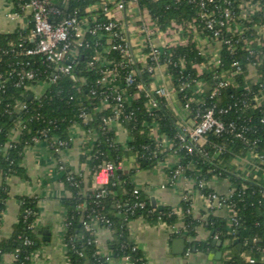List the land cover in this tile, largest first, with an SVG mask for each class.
Masks as SVG:
<instances>
[{"label":"trees","instance_id":"obj_1","mask_svg":"<svg viewBox=\"0 0 264 264\" xmlns=\"http://www.w3.org/2000/svg\"><path fill=\"white\" fill-rule=\"evenodd\" d=\"M13 1L18 10H21V3L24 0ZM54 2L63 11L58 19L73 14L79 19L96 15L99 21L108 20L102 8V0H68L65 5L62 4V0H54ZM139 3L141 7H146L162 26L169 25L171 21H188L198 10L197 5L191 0H139ZM92 6L94 9H90ZM113 6L114 3H109L110 8ZM26 34L27 32L24 36ZM23 38L19 31L0 34V49H10L14 47L13 43L18 44ZM88 38L91 40V46L81 50L79 65L73 74L60 75L40 98L28 99L31 94L29 87L49 81L50 74L43 75L39 80H26L18 86L16 85L18 77L14 69L21 67L16 65V61L26 60L27 57H18L11 51L0 57V74L10 75V80L6 82L0 93V223L10 197L7 178L9 176L28 178L27 170L22 165L25 146L34 141V137L44 138V133L49 143H52L55 137L69 139L72 126L79 123L97 134V140L91 152L84 155V159L88 157L89 161V178L99 171L97 166L104 161L112 162L116 169L109 181L96 190H85L86 182L83 175L73 176L66 170L63 172V181L68 190V195L61 199L66 211L65 241L68 257L73 264L109 263L107 257L98 250L96 233L85 226L97 216H103L111 223L110 247L114 254L117 257H128L134 264H147L142 251L138 247L134 248L136 244L130 231V221L143 218L151 224L164 221L173 225L177 221V214L169 206L163 209L154 208L149 196L143 190L135 194L137 185L134 177L140 170L155 168L172 153L173 149L164 151L156 148L157 135L175 139L174 149L181 146L176 139L180 130V119L166 105L164 99L160 100L161 107L156 114L150 116L146 108L147 97L144 92H141L138 99L127 105L126 112L132 111L133 115L124 122V126L132 136L129 147L136 155V163L130 170L123 171L120 165L126 150L117 141L114 123H111L106 130L103 129L105 125L103 118L110 116L112 110L104 108L102 89L97 83L101 77V62L105 59L112 60L113 67H116L121 58L116 51L108 53L101 51L106 45L104 39H96L92 36ZM27 44L31 45L30 41H27ZM95 49L102 52V58L91 67L88 62L95 54ZM172 52L175 60L185 58L188 74L194 77L197 75L206 81L203 96L198 100L190 101V107L186 110L188 116L194 117L198 111L204 112L214 105L225 107L236 104L221 117L226 122L235 121L252 126L247 137L250 140L258 139L254 148L264 156V121H261L264 118V105L257 106L253 101V97L263 92L264 88L260 85L251 87L249 107H242L239 102L246 92L247 85L242 76L237 78L238 87L230 86L223 89L219 97H211L216 85L213 76L215 72H220V68L208 67L198 75L193 65L203 62L205 58L200 56L193 42L176 46ZM234 59L235 56L230 57L225 54L224 67L230 68ZM238 59L244 63L247 62L243 53L239 54ZM119 70L120 75L124 77L130 67H119ZM170 70L179 72L180 67L173 66ZM259 70L264 75V64ZM139 80L149 83L152 81V75L144 73L142 78L138 76L136 81ZM128 89L130 93L136 92L135 84ZM194 89L192 85L186 90L187 95L181 97L182 106L189 101ZM92 90H96V94H93ZM82 111L89 114L87 122L80 117ZM153 123H158L159 128L156 134L152 132ZM16 130L19 131V135L13 137V132ZM205 148L211 151L209 158L203 157L198 152L189 154L183 149L179 150V155L184 174L195 180L196 187L199 180L208 181L213 175L228 176L238 187L239 192L230 199L236 210L238 224L229 225L226 219L213 215L206 220V224L219 235V238L231 239V247L237 249L236 253L224 258V263L249 264L250 256L256 259L254 264H264L260 261L262 250H264V184L258 180H242L231 172L232 159L247 154L250 148L242 139L236 138L230 132L221 136L209 133V144H206ZM258 163L264 167V157ZM70 176L72 178L69 179ZM210 190L212 189L209 187L204 189L205 192ZM97 191L101 192L100 197L96 196ZM22 199V211L18 222L13 227L12 235L0 239V260L6 254H11L15 256L12 264H31L32 254L38 248L37 236L34 232V224L39 213L38 201L33 197ZM140 201H144L145 205H139ZM189 205V202H183L184 208L187 209ZM199 224V219L192 214L185 215V226L190 236H196V227ZM237 238L239 241L234 244ZM27 239L29 243L26 242ZM193 244L194 242L189 243V246L192 248ZM195 244L201 250L206 248V243L203 241L195 242Z\"/></svg>","mask_w":264,"mask_h":264},{"label":"built area","instance_id":"obj_2","mask_svg":"<svg viewBox=\"0 0 264 264\" xmlns=\"http://www.w3.org/2000/svg\"><path fill=\"white\" fill-rule=\"evenodd\" d=\"M67 1L62 0V4L65 5ZM191 1L197 5L198 10L190 20L171 21L169 25L162 26L146 7L140 6L139 0H102V8L108 17V20L104 22L99 21L96 15L79 19L76 15L71 14L58 19L63 11L54 0H24L21 3V9L30 10L33 18L32 30L18 44L13 43L14 47L0 49V57L10 51L18 57H27L26 60L16 61V65L21 67L14 69L18 77L16 85L19 86L26 80H39L43 75L48 76L49 74V81L44 82L52 84L60 75L73 74L79 65L81 50L91 46L88 36L104 39L106 45L101 51L106 53L116 51L121 58L116 67H113L114 61L112 60L105 59L104 62H101V77L97 81L102 89L104 108L112 110L110 116L103 118L105 124L103 129L106 130L111 123L124 126L125 120L133 115L132 111L126 112L127 105L138 99L141 92H144L147 97L146 108L150 116H154L161 107V99H164L166 105L170 107L169 102L174 98L181 101V97L187 95L186 90L192 85L195 89L192 91L189 101L184 104V110L190 107L191 100H198L203 96L206 81L197 75L194 77L186 72L185 58L176 60L173 58L172 49L174 47L193 42L200 56L205 58L203 62L193 65L198 75L208 67L220 68V72H215L213 76L216 85L211 97H219L223 89L233 85L237 86V78L242 76L247 85L246 92L239 102L242 107H249L251 87L260 85L261 88H264V75L259 70L264 64V0ZM109 3H114V6L110 8ZM94 6L90 9H94ZM135 14L137 22L135 20L134 22L142 36L140 44H137L141 51L140 55L135 51L127 24L128 18L135 19ZM27 41H30L31 45L27 44ZM101 51L95 49V54L88 62L89 66L92 67L101 60ZM224 53L230 57L235 56L230 68L224 67ZM240 53L245 55L246 63L238 59ZM162 66L166 68L172 81L171 85H161L156 82L159 69ZM173 66H179L180 71H171L170 68ZM119 67H130V70L122 77ZM252 70L257 76L254 80L250 79ZM144 73L152 75V81L149 83L136 81L138 76L142 78ZM9 80L10 75L0 74V93ZM249 82L251 83L248 84ZM134 84L136 92L130 93L128 88ZM92 93L96 94V90H92ZM263 93L264 91L253 97L257 106L263 105L261 102ZM234 105L236 104H229L225 107L214 105L204 112L198 111L194 117L188 116L183 119L179 133L176 135L181 146L174 149L175 139L157 135L156 148L164 151L173 149L171 154L179 157V150L183 149L189 154L198 152L203 157L209 158L211 151L205 148V145L209 144V133L221 136L230 132L236 138L242 139L244 144L250 148L245 156L238 157L240 166L236 176L246 181L257 180L258 173L264 176V167L258 163L263 160L264 156L254 148L258 139L250 140L247 137L252 126L244 123L239 124L235 121L226 122L221 117L229 112ZM80 117L87 122L89 114L82 111ZM189 118L192 119L191 124L187 122ZM261 121L263 122L264 118ZM77 125L81 124L75 123L72 128ZM158 128V123H153L152 132L156 134ZM14 132L19 135L18 130ZM86 132L94 136V142L97 140L96 132L90 129H86ZM69 135V139L55 137L50 143L57 157L62 150L71 146L73 135L71 133ZM43 136L47 139L46 133ZM38 139L39 137L33 138L34 141ZM248 166H252V168ZM97 168L99 171L105 170L110 176H113L116 166L112 162L104 161L98 164ZM59 170L64 172L65 165L59 163ZM183 173L184 167L179 163L170 173V183H175ZM197 186L199 194L205 198L210 210L226 206L229 209L228 224H238L234 204L230 201L231 197L239 192L236 185L231 186L224 194L215 190L205 192L204 189L208 187V181L199 180ZM139 191L140 188L137 187L134 193L138 194ZM96 196L100 197L101 192L97 191ZM139 205L144 206L145 202L140 201ZM185 211L190 213L191 209L187 208ZM64 225L66 227L67 223L65 222ZM100 225L110 228L111 223L105 217L97 216L91 223L85 224L94 232ZM216 238H219L218 234H216ZM26 242L29 243V239ZM107 259L109 260L108 257ZM260 261L264 263V250H262ZM248 262L254 264L256 259L249 256ZM131 264L134 262L131 261Z\"/></svg>","mask_w":264,"mask_h":264},{"label":"crops","instance_id":"obj_3","mask_svg":"<svg viewBox=\"0 0 264 264\" xmlns=\"http://www.w3.org/2000/svg\"><path fill=\"white\" fill-rule=\"evenodd\" d=\"M134 17L135 19L128 18L127 24L135 51L140 55L141 51L138 45L142 36L135 24L137 22L136 14ZM32 27L33 18L30 10H18L13 0H0V34L19 31L22 37H27ZM26 32L27 34L24 36ZM250 74L251 80L257 78L253 70ZM156 82L161 85L172 84L164 66L159 69ZM44 83H40L43 85L42 93L46 88ZM261 102L264 105V93L261 95ZM169 105L182 124L183 119L188 117V113L184 110L181 101L174 98L169 102ZM187 122L191 124L192 119L189 118ZM113 126L117 141L126 150L120 166L123 171H128L136 163V155L129 147L132 136L125 126L115 123ZM70 133L73 135L72 144L62 150L58 157L45 138L28 143L24 148L22 160L28 178L22 179L17 176L7 178L10 197L1 218L0 239L12 235L13 227L18 222L22 211V198L33 197L38 201L39 213L34 224L38 248L32 254L31 264H73L67 254L64 225L66 211L61 202V199L68 195V190L63 181L64 173L59 170V163L64 164L66 172L71 175H83L86 182L85 190L100 189L111 177L105 170H100L89 178V161L88 157L84 159V155L91 152L94 136L87 133L83 125L74 126ZM13 136L17 137L18 133L13 132ZM238 157H234L231 162V172L235 175L240 166ZM179 163H181V157L171 154L155 168L140 170L135 174L134 182L140 190L149 196L150 200L155 198L157 204L172 207L177 214V221L173 225L164 221L151 224L143 218L131 220L130 231L136 247L142 251L147 264H225L224 258L236 253L237 249L231 247V239H223L221 248H218L215 254L211 242L221 238H216L217 233L215 234L209 228L206 220L210 215H213L224 218L228 222L229 209L224 206L210 210L205 198L199 194L195 180L187 177L184 173L177 178L175 183H170V173ZM248 167L252 168V166ZM258 175L257 180L264 183V176L261 173ZM233 185L234 183L228 176L213 175L208 180V187L221 194L227 193ZM184 201L189 202L190 213H186V208L183 206ZM186 214H192L200 221L196 227L195 237L188 234L185 226ZM45 230L46 233H44ZM95 233L98 250L103 256L109 258L108 264H131L127 257H117L114 254L110 247L112 235L109 228L97 226ZM198 241L206 243L204 250L197 248L195 242ZM192 242L194 244L191 248L189 243ZM219 250L222 251L221 258L218 255ZM12 263L13 255L11 254H6L0 260V264Z\"/></svg>","mask_w":264,"mask_h":264},{"label":"water","instance_id":"obj_4","mask_svg":"<svg viewBox=\"0 0 264 264\" xmlns=\"http://www.w3.org/2000/svg\"><path fill=\"white\" fill-rule=\"evenodd\" d=\"M44 85H45L46 88L44 89L43 93H42V86H43L42 84H38V85L29 87V90H31V94L28 96V99H30V98H32L34 96H36L37 98L42 97L44 95V93H46L48 87L50 86V84H48V83H44ZM151 201H152L151 203H152L153 207H156L158 209H163L164 206L161 205V204H157V200L155 198H152ZM44 233H46V230L44 231ZM238 241H239L238 238L235 239L234 240V244L237 243ZM222 244H223V239H214V240H212L211 246L213 247V252L215 254L217 253L216 250L218 248H221ZM218 255H219V258H221V256H222V251L221 250H219Z\"/></svg>","mask_w":264,"mask_h":264}]
</instances>
